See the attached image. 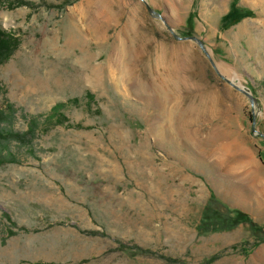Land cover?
Segmentation results:
<instances>
[{
    "label": "rangeland",
    "instance_id": "obj_1",
    "mask_svg": "<svg viewBox=\"0 0 264 264\" xmlns=\"http://www.w3.org/2000/svg\"><path fill=\"white\" fill-rule=\"evenodd\" d=\"M0 31V128L41 117L0 144V264H264V0H0Z\"/></svg>",
    "mask_w": 264,
    "mask_h": 264
},
{
    "label": "trees",
    "instance_id": "obj_2",
    "mask_svg": "<svg viewBox=\"0 0 264 264\" xmlns=\"http://www.w3.org/2000/svg\"><path fill=\"white\" fill-rule=\"evenodd\" d=\"M15 5H27V3L23 1H18ZM18 46V42L15 38H13L11 35L6 34L3 31H0V65L6 61L12 53L16 50ZM89 98H91L89 96ZM78 100L73 99L69 101L70 104H76ZM66 104L63 103H57L54 106L50 108L48 111V114L45 115L43 124L45 126H51V125H59V124H64L67 119L62 113V109L64 108ZM14 113V110L12 106L10 105H5L4 107L0 106V124L3 123L4 121L8 120ZM40 116H31V117H24V120L26 121V131L23 133H13V132H8L5 131L4 129L0 128V144L3 143L4 141L10 140V139H15L19 141H25L28 140L29 138H32L35 136L37 133L38 125H39V120ZM8 158L6 159L7 162H14V158L11 155H7ZM3 157H0V162L3 160ZM120 247L122 248H127L129 246L125 244H120ZM136 248V247H134ZM166 261L170 263H176V261L168 258H164Z\"/></svg>",
    "mask_w": 264,
    "mask_h": 264
},
{
    "label": "water",
    "instance_id": "obj_3",
    "mask_svg": "<svg viewBox=\"0 0 264 264\" xmlns=\"http://www.w3.org/2000/svg\"><path fill=\"white\" fill-rule=\"evenodd\" d=\"M148 10L151 12V9L150 8H148ZM199 43V45H200V47L202 48V43L201 42H198ZM234 86V85H233ZM234 87H236V86H234ZM239 91H241V92H243L246 96H248L249 98H250V100L252 101L253 99H252V97L246 92V91H244L242 88H239V87H236Z\"/></svg>",
    "mask_w": 264,
    "mask_h": 264
}]
</instances>
